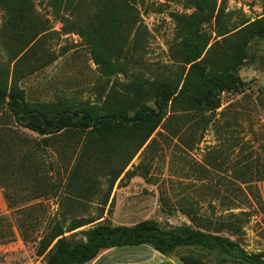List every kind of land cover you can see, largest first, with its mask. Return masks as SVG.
<instances>
[{"label": "rangeland", "instance_id": "rangeland-1", "mask_svg": "<svg viewBox=\"0 0 264 264\" xmlns=\"http://www.w3.org/2000/svg\"><path fill=\"white\" fill-rule=\"evenodd\" d=\"M95 1L83 0L84 7L92 10ZM110 1L114 5L108 11L114 12L117 21L102 38L121 64L120 71L102 75L86 38L72 22L55 18L47 0H28L33 21L42 32L25 48L4 36L5 15L0 7V79L21 87L27 101L86 102L97 112L103 111L108 96L123 104L138 97L147 99L158 79L180 80V88L188 66L183 68L174 54L176 27L170 13L191 12L190 2ZM216 1L225 16L220 28L212 20L205 23L210 37L207 48L212 47L210 56L224 54L227 60L248 36V23L264 16V0ZM75 15L68 8L64 16L75 20ZM245 48V59L237 70L242 90L222 91L220 106L207 124L180 100L174 105L170 101L167 115L172 118L153 134L150 147L143 150V146L132 157L120 177L138 165L147 168L146 175L139 169L111 186L99 167L90 171L87 180L72 176L73 151L63 145L80 135L63 136L46 150H37L34 162L25 164L21 175L19 147L24 145L19 138L34 141L40 136L19 127L9 110L0 106V231L11 227L15 232L12 240L0 242V264H47L53 243L38 254L37 234L54 218L69 221L73 217L94 221L65 232L71 243L84 240L81 230L98 223L130 226L149 219L167 231L196 227L217 231L238 240L249 253L263 252L264 34L251 38ZM229 220L236 222L238 234L226 230ZM185 253L206 264H221L222 257L229 258L198 246H180L173 254L179 258Z\"/></svg>", "mask_w": 264, "mask_h": 264}, {"label": "trees", "instance_id": "trees-1", "mask_svg": "<svg viewBox=\"0 0 264 264\" xmlns=\"http://www.w3.org/2000/svg\"><path fill=\"white\" fill-rule=\"evenodd\" d=\"M188 1L193 7L191 12L170 13L176 27L177 42L174 54L183 68L188 66L180 88V80L158 79L151 85L147 99L140 100L138 97L136 102L128 100L127 104H123L108 96L104 100L103 111L97 112L86 102L74 105L65 102L27 101L21 87L15 83L8 85L0 79V106L9 110L13 121L19 127L40 136V139L34 141L19 138V144L24 145V148L19 147L21 175L25 164L34 162L37 150H46L47 147L57 144L63 136L80 135V138L72 143L70 141L69 145H63L66 150L73 151L72 176L81 180L82 175V179L87 180L91 176L90 171L99 167L111 186L132 157L143 146V150L150 147L154 141L153 134L159 132L158 128L172 118V115H167L170 101L174 105L180 100L187 110L200 113L201 120L207 124L220 106L219 96L222 91L242 90L243 82L237 75V70L245 59L247 42L264 34V16L248 23L245 27L248 36L240 41L229 59L223 60L226 57L224 54L210 56L212 47L207 48L210 37L204 31L205 23L211 20L217 28L221 27L225 16L223 6L218 5L216 0ZM47 2L55 18L72 22L75 31L86 38L91 58L102 75L110 76L121 70V64L104 47L102 38L106 37L109 26L115 25L117 21L114 12L108 11L110 5H114L110 0H96L92 10L84 7L83 0ZM0 7L5 15V37L16 39L21 48L28 46L34 37H40L42 27L34 23L28 0H0ZM68 8L77 14L75 20L73 17L64 16ZM226 32L228 30L219 34ZM26 54L27 51L22 53L23 56ZM149 100L152 102L147 103ZM128 110H131V113ZM139 169L142 170L140 174L145 176L147 168L138 165L127 169L123 177L133 176ZM123 177H120V180ZM92 221L94 219L88 217H73L69 221L54 218L41 234H37L38 254H43L53 243L47 264H84L102 249L115 246L149 244L164 255L173 254L180 246H198L228 255V259H220L221 264L226 260L228 262L230 258L233 260L230 264H264V251L249 253L241 247L238 240L228 235L199 227L184 232L167 231L149 219L130 226L98 223L82 229L85 239L75 243H71L63 235ZM225 228L233 235L239 232L234 220L227 221ZM20 232L27 236L26 231ZM14 237L15 232L11 227L0 231V242L10 241ZM179 259L183 264H206L199 257L189 253L181 254Z\"/></svg>", "mask_w": 264, "mask_h": 264}, {"label": "crops", "instance_id": "crops-1", "mask_svg": "<svg viewBox=\"0 0 264 264\" xmlns=\"http://www.w3.org/2000/svg\"><path fill=\"white\" fill-rule=\"evenodd\" d=\"M84 264H183L174 254L164 255L149 244L124 245L102 249Z\"/></svg>", "mask_w": 264, "mask_h": 264}]
</instances>
